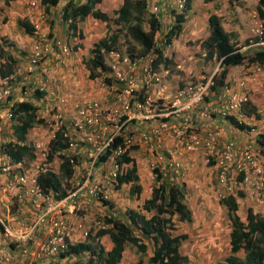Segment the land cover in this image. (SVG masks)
<instances>
[{
	"label": "built area",
	"instance_id": "obj_1",
	"mask_svg": "<svg viewBox=\"0 0 264 264\" xmlns=\"http://www.w3.org/2000/svg\"><path fill=\"white\" fill-rule=\"evenodd\" d=\"M184 2L144 0L145 11L161 19L162 33L172 26L175 10L181 11ZM40 5L31 1L25 11L27 22L33 27V40L24 64L13 67L10 74L0 79V264H45L57 254L62 258L61 252L72 239L88 234L82 219L70 221L68 217L87 212L92 203L107 204L108 192L114 189L117 173L122 169L117 158L127 151L131 157L129 151L135 147L141 150L145 164L174 177L182 169L180 155L200 148L204 162L224 186V194L232 193L233 187L248 188L264 213V160L257 158L264 145L259 142L260 132L243 109L248 100L247 81L254 80L264 65L254 61L238 75L226 77L214 90L211 85L218 61L212 55L209 59H215L216 66L211 72H200L195 80L172 82L167 76L172 65L164 62L171 59V52L164 50L170 42L160 34L156 46H162V51L156 66L158 52L129 53L119 44L102 53L106 72L94 78L87 73L82 81L84 90H75L74 86L61 84L62 79H71V74H75V67L69 64L72 45L49 37L48 29L40 27L46 19ZM251 15L256 24L253 33L260 37L262 24L255 8ZM259 43L264 45L261 39L248 38L242 47ZM54 66L59 71L58 86L49 84L55 74ZM21 73L30 81L35 82L37 77L42 80L35 84L44 91L42 96L30 95L35 86H12L16 74ZM23 100L43 105L46 117L39 123L44 128L40 136L34 139L35 133L28 135L27 131L22 141L33 158L15 160L3 144L15 141L13 103ZM227 126L234 134L224 138ZM196 128H201L202 133L189 132ZM56 132L61 134V146L53 156L54 172L58 178L61 175L65 191L60 197L51 189L45 193L36 178L42 172L40 166L46 161L49 142ZM167 139L178 144L165 153L162 147ZM59 156L66 158L71 168L66 180L69 189L63 185ZM132 163L135 167L134 160ZM130 165L127 163L126 167ZM5 202L15 203L12 212L4 211ZM113 208L109 207L107 216L115 215Z\"/></svg>",
	"mask_w": 264,
	"mask_h": 264
},
{
	"label": "trees",
	"instance_id": "obj_2",
	"mask_svg": "<svg viewBox=\"0 0 264 264\" xmlns=\"http://www.w3.org/2000/svg\"><path fill=\"white\" fill-rule=\"evenodd\" d=\"M1 1L3 5H7L13 0ZM189 1L185 0L181 11L174 14L172 26L165 33H161V35H165L166 42H170L180 32ZM100 2L101 0H84L83 2L67 0L56 8L58 0H40L45 13H48L52 7L59 11L60 19L66 23V37L82 38L83 34L78 27V21H82L87 16L98 19L106 25L108 34L93 42L87 48V56L82 59L89 78L106 72L102 53L121 44V36L124 47L130 51L129 53H146L152 50L158 52V59L154 62L156 66L162 51V46H156L157 38L160 36L161 19L157 15L148 14L145 11L144 0H121L120 5L112 10L111 17L96 7V4ZM255 9L262 24L261 35L259 37L253 34L251 37V34H247L243 43L237 40L234 29L222 25L219 14L210 12L207 15L208 34L199 42V45L205 52L206 58H211L214 55L218 61V70L213 75L212 89L218 90L223 84L230 66H244L254 61H257L259 65H264V45L259 43L241 46L248 41V38L264 41V0H256ZM0 10H2L1 7ZM18 24L32 36L33 27L31 25L25 20L19 21ZM49 26L52 27V21H49ZM2 41L0 47L5 43L4 39ZM72 48H76V43H72ZM164 62L172 63V60L165 59ZM17 64L14 57L1 55L0 79L10 74ZM177 70L179 72V69ZM22 74H16L12 86L16 88L21 85L25 88L32 87L33 81L30 80H27L30 86L19 83ZM43 92L39 91L35 85L34 95L36 97L42 96ZM38 107L26 100L13 103L14 117L12 120L14 122H12V128L15 141H6L3 144V149L15 160L27 156L33 158L30 148L22 141L29 129L35 124L43 122V119L37 116ZM243 109L246 114L258 118L255 107L249 100L244 103ZM60 138V132H56L54 139L49 142L50 148L46 161L40 166L42 172L36 177L45 193L51 189L50 192H57L54 194L58 197L65 195L60 182L61 175L58 178L57 174L48 168V162L61 146ZM259 142L264 144L262 141ZM59 157L61 158L59 171L65 178V185H68L66 180L71 174V168L66 158ZM117 161L122 164V169L117 173L114 189L118 190L123 183L127 184L129 194L138 198L141 186L138 183V175L132 163V157L128 155L127 151L120 155ZM127 163L131 165L124 167ZM151 172L153 183L147 189V197L142 200L140 210L127 208L124 211L125 217H117L116 214L107 216L108 212L105 213L101 218L102 223L106 224L105 227H99L93 235L88 231L84 238L69 243L68 247L60 254L63 257V262L51 259L45 264H118L126 243L133 245L139 252L140 256L136 264H182L187 262V256L179 251V241L186 238L187 234L176 232L174 220V218L179 222H189L190 220V209L184 203V183L175 180L176 177L168 172L158 171L157 168H153ZM241 195L242 192L236 190L235 193L227 192L220 198V202L226 207L230 221L229 252L222 259L216 260L215 264H264V215L253 212L251 208L247 207L244 215L240 216L236 211L239 206L237 196ZM108 204L111 207L113 203L109 201ZM104 234H107L111 242L108 248H105L99 241L100 236ZM145 240L150 242V252L143 261L141 255L146 252L148 247ZM239 249L242 250L241 255L237 253ZM70 255L74 256L71 258L72 260Z\"/></svg>",
	"mask_w": 264,
	"mask_h": 264
},
{
	"label": "rangeland",
	"instance_id": "obj_3",
	"mask_svg": "<svg viewBox=\"0 0 264 264\" xmlns=\"http://www.w3.org/2000/svg\"><path fill=\"white\" fill-rule=\"evenodd\" d=\"M31 1L40 5V0H13L10 1L7 5H3L2 1L0 0V7L2 9L0 10V43H3L2 39H4L5 42L3 46L0 47L1 55H9L14 57L18 62L17 66H21L24 64V62H22V59H25L26 53L29 51L33 40V37L26 33L23 30L22 26L18 24V22L22 20H25L27 22L25 11L27 5ZM66 1L67 0H58V6H56V8H58ZM74 1L83 2L84 0ZM209 1L211 0L189 1L188 9H186L185 11L186 16L185 20L183 21L184 24L182 22L181 31L178 35L173 37L170 41V44L164 48L167 53L171 52L172 63L170 62L171 64L169 63V66H172L167 76L171 79L172 82H185L195 80L196 76L200 72L209 73L216 66L215 59H209L205 56H202L203 50L199 45V42L206 36L208 31L207 26L203 25L205 17L202 18L200 14L201 17L199 21L193 19L194 14L199 9L198 5H205L207 4L206 2ZM212 1H214L215 5H221L222 3L225 4V8L228 9L227 12L223 14L225 16V19H227L225 27L235 30L237 34L236 38L240 43L244 42V38L247 34H251V37H253V30L256 24L253 16L251 15V12L255 8L256 0ZM120 3L121 0H101V2L98 4V8L111 17L112 10L116 9L120 5ZM40 8H42L41 5ZM56 8H50L48 13H46L45 21L40 27H47L49 37L55 36L58 39H61V41L65 40L72 45L73 39H69V37H66V23L60 19L59 11H56ZM178 11L179 10H175V12ZM175 12H173L172 14H174ZM85 18L83 19V21H78V27L83 33V40H80V42L83 43V46H81L80 42L78 44V46H80V53L82 52L81 56L79 55V58V56L76 53L74 54L73 51L71 53V59L75 60L74 65L77 70H79L77 79L80 78L82 79V81H85L87 78V70L84 66V60H82L87 56V48L91 46L93 42L100 40L104 37V35L108 34V30L106 29V25L104 24V22L92 18L91 16H87V19ZM173 20L174 18L172 19V22ZM49 21H52V27L49 26ZM192 29H194V31ZM162 32L163 29L160 28V34ZM120 39L121 46H124V42H122L123 37L121 36ZM157 39L158 40L156 41V43L159 41V37ZM187 55H189V57H187ZM175 64H179V67H175ZM239 67L243 68L245 66ZM174 68L179 69V72ZM231 75L232 74L229 72L226 77ZM55 76L58 79V75L54 74L53 78ZM27 80L28 76L23 73L19 79V83H24V85L28 84V86H30V84L27 83ZM38 81L42 80L36 79L35 82H33L32 86H35L36 82ZM68 82L71 83L69 84L71 87L74 86V79H62L61 84H63V86H67ZM49 84H55L56 86H58L59 81L50 79ZM30 95L32 97H36L34 95V92H30ZM45 109L46 108L43 105H40L36 112L37 116L40 118L46 117ZM40 125L41 124L39 123L35 124L31 129L28 130V135H30L31 133H35V135L33 134L32 136L34 139H37L44 129ZM189 132L200 134L202 133V130L201 128H196L191 131L189 130ZM172 143H174L173 146H171ZM177 144L178 141L167 139L164 141L162 149L166 153L168 149H171ZM129 153L136 165L135 169L136 174L138 175V183L141 186V190L139 193V197L136 198L134 195L129 194L128 185L123 183L118 190L113 189L111 192H108L109 200L107 201V204L109 203V201L113 203L112 207H114L113 210L117 217H125L124 211L127 208L140 210L142 200L147 197V189L151 187L153 183V174L151 172L153 167L144 163L141 150L135 147L132 148ZM180 157L182 161V169L180 175L177 176V179L175 178V180L184 183V203L189 207L191 212L189 222H179L176 218H174L176 232H183L187 234L186 238L179 241V251L182 254H185L188 258L187 262H184L182 264H215L216 260L222 259L226 252L229 251L227 234L230 229V221L227 217V212L225 211L224 204L220 202L221 194H224L225 188L223 185L217 182L215 173L211 171L207 163L204 162L200 148L196 147L189 151L183 152ZM257 158L259 161L264 160L263 151L257 155ZM125 166L126 165H124V167ZM48 168L53 171L56 168L54 158L51 159L50 162H48ZM161 172L167 173V171ZM63 185L67 189H69V187L65 185V181L63 182ZM232 190V192L234 193L236 192V190H240L242 192V195L240 197L241 201L239 204V211L241 212V216L244 215L247 207H250L255 211H259V208L256 207L257 205L252 199L253 197L251 196L248 188L243 187L237 189V187H233ZM14 204V202H5L3 204L4 211L7 212L8 209V212H12V210H14ZM107 204H105V202L92 203L87 212L68 217V220L78 221L82 219L84 227L89 231V234L93 235L94 232L99 227H101V215H105V213H107L109 210V206L105 208ZM74 234L76 235L77 233L74 232ZM78 239H82V237H75V239H72V242H76ZM99 241L105 248H107L111 244L107 234L100 236ZM147 244L148 247L146 252L141 255L143 261H145L146 256L150 252V242L147 241ZM237 253L241 255L242 250L239 249ZM122 254L123 256H121L118 264H136V261L140 256L139 252H137L135 250V247L130 243L125 244ZM58 257L59 255L57 254V257L54 258V260L63 262V257ZM71 258H74V256L70 255V259ZM43 262L44 261H41L37 264H43Z\"/></svg>",
	"mask_w": 264,
	"mask_h": 264
},
{
	"label": "crops",
	"instance_id": "obj_4",
	"mask_svg": "<svg viewBox=\"0 0 264 264\" xmlns=\"http://www.w3.org/2000/svg\"><path fill=\"white\" fill-rule=\"evenodd\" d=\"M207 4H202L201 6H199L198 5V7H199V9L196 11V13L194 14V20H197V21H199L200 20V17L202 16V18L203 17H205V20H204V23H203V25H205V26H207V15L210 13V12H215V13H217V14H219L220 16H221V21H222V25L225 27L226 26V21H227V19H225V16L223 15V14H225L226 12H227V10L228 9H226L225 8V4L224 3H222L221 5H215L214 4V1H209V2H206ZM96 7H98V4H97V6ZM218 7H220V8H218ZM200 14H201V16H200ZM185 16H186V14H184V20H185ZM85 19H87V17L85 18ZM183 20V21H184ZM230 20V19H229ZM83 21V20H82ZM182 21V22H183ZM183 24H184V22H183ZM197 24V23H196ZM202 24V23H201ZM202 25V26H203ZM183 27H184V25H183ZM198 27H199V25H198ZM45 29H47V27H44ZM207 28H208V26H207ZM182 29V28H181ZM193 31H194V29H192ZM181 31V30H180ZM82 32V31H81ZM83 34V33H82ZM179 34V33H178ZM207 34H208V31H207ZM206 34V35H207ZM85 37V36H84ZM69 39H71L70 37H69ZM73 39V41H72V43H76V48H72V51L74 52V54L76 53L78 56L80 55L81 56V53H80V50H79V48H80V46H78V44H79V42H80V40H83V36H82V38H80V39H78V38H76V37H73L72 38ZM86 43V42H85ZM80 44H81V46H83V43H81L80 42ZM82 48V47H81ZM72 51H71V53H72ZM80 56H79V58H80ZM71 57H72V54L69 56V59H70V62L71 63H69L71 66L70 67H75V60L74 59H71ZM187 57H189V55H187ZM251 64V63H250ZM250 64H247V65H244L246 68L247 67H249V65ZM240 65H234V66H230L229 67V69H228V72H227V75L229 74V72L232 74L231 76H233V74H235V75H238L240 72H241V70H243L245 67H243V68H240L239 67ZM52 68V67H51ZM53 69H54V72H55V75H58L59 74V71H58V69H57V67L56 66H54L53 67ZM60 70V69H59ZM75 74H71V76H72V78L71 79H68V80H72V79H74V87H75V90H80V91H82V90H84L83 88H82V85H83V83H82V79H77L78 77H77V74L79 73V70H77V68L75 67ZM56 78V76L54 77V78H52V80H58V79H60V76H59V78L57 79H55ZM36 79H40L39 77H37ZM36 79H33V80H36ZM68 84H71V83H69L68 82ZM247 88H248V100L254 105V107H255V112L258 114V118H255V116H253V115H248L247 114V117H248V120L251 122V123H253V125L255 126V127H257V131H259L260 132V139H261V141L262 142H264V70L262 71V72H260L259 74L258 73H256L255 74V79L254 80H248L247 81ZM29 101V100H28ZM31 102V101H30ZM33 104V103H32ZM228 128H227V131H226V133L224 134V138L225 137H229V136H231V135H233L234 134V132H232V129L229 127V126H227ZM174 145V143H172L171 144V146H173ZM264 145V144H263ZM263 150V156H264V148L262 149ZM241 196H237V200H238V203L240 204V201H241V198H240ZM253 199V198H252ZM254 200V199H253ZM238 204V205H239ZM257 206L256 207H258L259 208V211L258 210H253L252 208V210H253V212H256V213H259V214H261V215H264V213L262 212V210H261V206L258 204V203H255ZM225 206V205H224ZM239 208H240V206H238V209H237V213L241 216V212L239 211ZM250 208V207H249ZM225 211L227 212V210H226V207H225ZM227 217H228V215H227ZM229 219V218H228ZM229 232V231H228ZM228 235V234H227ZM227 240H228V236H227ZM229 244V243H228ZM110 246V245H109ZM108 246V247H109ZM107 247V248H108ZM229 248V247H228ZM124 251V250H123ZM229 252V251H228ZM228 252H226V254L228 253ZM122 256H123V254H122ZM64 261V260H63ZM38 263V262H37Z\"/></svg>",
	"mask_w": 264,
	"mask_h": 264
},
{
	"label": "clouds",
	"instance_id": "obj_5",
	"mask_svg": "<svg viewBox=\"0 0 264 264\" xmlns=\"http://www.w3.org/2000/svg\"><path fill=\"white\" fill-rule=\"evenodd\" d=\"M99 4V3H98Z\"/></svg>",
	"mask_w": 264,
	"mask_h": 264
}]
</instances>
